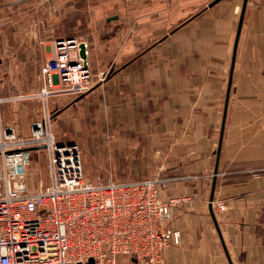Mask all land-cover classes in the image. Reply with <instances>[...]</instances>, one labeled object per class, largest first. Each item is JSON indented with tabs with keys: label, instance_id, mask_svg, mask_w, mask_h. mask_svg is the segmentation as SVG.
Instances as JSON below:
<instances>
[{
	"label": "crops",
	"instance_id": "1",
	"mask_svg": "<svg viewBox=\"0 0 264 264\" xmlns=\"http://www.w3.org/2000/svg\"><path fill=\"white\" fill-rule=\"evenodd\" d=\"M174 1L178 6L172 14L171 5L157 9L155 17L143 14L140 7L134 12L129 9L130 15L125 12L130 16L127 30L120 33L117 27L122 19L113 12L115 6L106 0H87L88 24L106 33L82 42L90 56L92 40L97 56L128 57L115 72L113 83L123 87L124 103L131 113L154 123L136 130L142 137L185 138L179 144L182 149L176 151L174 143L169 146L172 153L178 152L181 164L173 166L176 162L172 161L169 169L175 176L194 178L171 180L166 191L190 200L173 206L172 225L180 230L182 242L165 250L166 263L264 264V0L247 1L236 49L244 0H220L212 6L213 0ZM36 2L0 0V68L9 67L5 76L10 80L2 84L12 89L24 87L19 78L27 70L41 76L42 66L56 55L55 45L52 49L49 37L38 34L33 23L29 10ZM126 4L130 2L124 0L125 9ZM44 8L50 16L52 4L45 0ZM173 25L178 26L169 31ZM151 40L150 49H143ZM138 49H142L140 54H136ZM228 90L214 193V199H225L228 208L214 207L218 230L209 199ZM2 93L0 124L8 125L3 115L9 118L6 103L14 97ZM181 120L186 128L165 124ZM55 137L61 144L75 143ZM159 144L156 150L164 153L165 146ZM143 146L148 151V144Z\"/></svg>",
	"mask_w": 264,
	"mask_h": 264
},
{
	"label": "built area",
	"instance_id": "2",
	"mask_svg": "<svg viewBox=\"0 0 264 264\" xmlns=\"http://www.w3.org/2000/svg\"><path fill=\"white\" fill-rule=\"evenodd\" d=\"M81 43L76 37L55 41L56 56L42 66L41 89L32 94L42 98L45 112L30 133L0 124V264H119L123 255L164 264L163 247L180 233L160 192L177 177L92 180L77 147L57 142L52 131L49 97L80 95L91 84ZM32 149L46 150L49 161V184L40 181L36 191L29 185ZM216 205L228 208L225 200Z\"/></svg>",
	"mask_w": 264,
	"mask_h": 264
},
{
	"label": "rangeland",
	"instance_id": "3",
	"mask_svg": "<svg viewBox=\"0 0 264 264\" xmlns=\"http://www.w3.org/2000/svg\"><path fill=\"white\" fill-rule=\"evenodd\" d=\"M36 1L34 7L30 9L29 12L34 17L33 23H36L35 26L38 34L45 33V35L49 37L52 49L58 38L76 37L82 41L83 38H94L97 37L98 33H106L102 28L98 27L93 29V25L90 24L91 27L88 24L90 18L88 17L87 22L86 15H88V11L86 9L89 8L87 0H47V2L52 4L50 16L48 11L44 8L45 0ZM106 1H108L112 7L115 6L113 12H117L121 15L122 22L119 27H117V31L120 33H124L127 30L130 16H125V12L130 15L129 9L134 12L137 7H140L143 14L148 13L149 16L155 17V11L159 8L171 5L169 8L173 6L171 11L172 14L173 10L176 13L178 6L174 0H128L130 5L126 4L125 9L124 0ZM206 2L208 3V0ZM164 14L166 15V13ZM124 17L126 27L123 25ZM154 17H152V19H154ZM187 17H189V15H187ZM186 20L185 18L182 21ZM100 21L104 22L105 20L102 17ZM177 26L178 25L171 26L169 31L177 28ZM154 40H151L142 48L150 49ZM89 41H91L90 43H92L94 50L91 52L90 56L88 55L86 47V56L84 57L88 59L91 68L92 77L90 87L80 95L64 94L49 97V111L51 119H53L51 122L53 133L57 138L73 140L75 142L74 145L80 153L86 175L95 181L99 179L137 181L157 176H163L165 179L168 177H178L174 180L193 179L194 177L190 174L180 177L175 176L169 169V164L173 163L172 161L176 162L173 166L180 164L177 157L178 152H173V154L169 146H171V143H174L176 146L175 150L178 151V149L182 147L179 145L180 142L184 141L185 138L182 136H175L174 138L172 136H163L159 138L151 136L142 137L136 131L140 129L141 125L144 126V124H146L148 128H151L154 125L150 124L154 123L145 121L144 116L141 117L139 115L140 113H131L129 104L125 105L124 103L123 87L119 85L114 87V74L121 70L128 60V57L123 55L118 56L117 53L113 56H97L95 51L97 46L96 42L92 40ZM141 50L142 49H138L136 54H140ZM8 69L9 67H7V69L0 68V99L3 97L2 92H4L14 97V101L11 100L6 103V105L9 104L8 106L10 107L9 118H6L4 114L3 119L7 121L8 125L15 127L18 134L24 136L30 133L33 120L41 118L43 108L45 112L42 98L32 95L38 93L41 89V76L39 75L36 77L34 72L27 70L23 76L24 78H19L21 85H24V87L12 89L9 88L8 85L2 84L4 79L10 81L6 79L8 76H5L7 73L6 70ZM62 96L67 97L60 98ZM1 101L2 100H0V103ZM1 106L3 105H0V107ZM133 108L136 109V106H133ZM21 110L22 115H19ZM137 110L139 112V109ZM141 118H144V120ZM165 124L167 127H172L174 124L176 126H185V128L187 125L183 120H181V122H166ZM148 133H150V131ZM159 141L160 146H165L164 153L157 151L159 150L157 146V142ZM145 143L149 146L148 151L144 149L143 145ZM29 157V185L32 191H36L41 187L40 181H43V186L48 185L50 181L48 153L46 150L32 149L29 151ZM214 176L215 172L213 178ZM217 176L218 173L216 177ZM170 182L171 180L168 182L166 189L160 192V196L164 199V205L170 207L173 212V206L175 204L182 201L185 202V200H189V197H177L167 194L166 191L169 190ZM218 200L225 199H213V207L217 210L218 207L216 203ZM173 220L174 213L170 223H173ZM176 231L180 233L178 241L172 242L168 247L181 244V232L178 229H176ZM164 232L167 231L163 230V233ZM164 247L162 249L163 263L167 264L164 254L168 247ZM119 264L139 263L133 262L132 258L123 255L120 257Z\"/></svg>",
	"mask_w": 264,
	"mask_h": 264
},
{
	"label": "water",
	"instance_id": "4",
	"mask_svg": "<svg viewBox=\"0 0 264 264\" xmlns=\"http://www.w3.org/2000/svg\"><path fill=\"white\" fill-rule=\"evenodd\" d=\"M220 0H213L209 6H212L214 5L215 3L219 2ZM247 1L248 0H244L243 2V7H242V11H241V15H240V20H239V25H238V30H237V37H236V44H235V49H236V46H237V42H238V39H239V35H240V32H241V27H242V23H243V18H244V14H245V9H246V5H247ZM81 47V54L83 56H86V44L84 42L81 43L80 45ZM229 90H230V86H229ZM229 90H228V93H227V100H226V106H225V110H224V115H223V120H222V127H221V134H220V141H219V146H218V152H217V162H216V167H215V176H214V181H213V185H212V192H211V195H210V212H211V215H212V218L217 226V229L219 230V226H218V222H217V218H216V215H215V211H214V207H213V199H214V193H215V185H216V175L218 173V169H219V156H220V153H221V144H222V139H223V132H224V128H225V121H226V115H227V105H228V98H229ZM224 245V248L227 252V249L225 247V244L223 243ZM228 254V253H227ZM229 256V255H228ZM233 264V263H231Z\"/></svg>",
	"mask_w": 264,
	"mask_h": 264
}]
</instances>
